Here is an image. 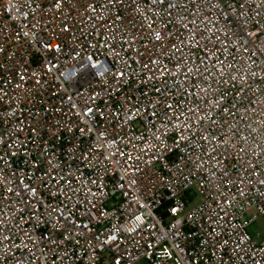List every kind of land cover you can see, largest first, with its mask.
<instances>
[{"label": "built area", "instance_id": "obj_1", "mask_svg": "<svg viewBox=\"0 0 264 264\" xmlns=\"http://www.w3.org/2000/svg\"><path fill=\"white\" fill-rule=\"evenodd\" d=\"M259 219L264 0H0V264H264Z\"/></svg>", "mask_w": 264, "mask_h": 264}, {"label": "rangeland", "instance_id": "obj_2", "mask_svg": "<svg viewBox=\"0 0 264 264\" xmlns=\"http://www.w3.org/2000/svg\"><path fill=\"white\" fill-rule=\"evenodd\" d=\"M199 202V198L195 199L194 204H197ZM251 233L259 232L261 233V238H264V221L262 219H259L250 229Z\"/></svg>", "mask_w": 264, "mask_h": 264}]
</instances>
